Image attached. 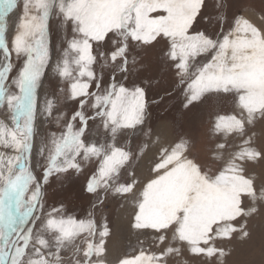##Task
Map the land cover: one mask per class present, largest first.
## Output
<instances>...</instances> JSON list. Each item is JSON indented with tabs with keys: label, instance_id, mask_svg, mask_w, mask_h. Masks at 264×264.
Instances as JSON below:
<instances>
[{
	"label": "snow or ice",
	"instance_id": "6c2138e0",
	"mask_svg": "<svg viewBox=\"0 0 264 264\" xmlns=\"http://www.w3.org/2000/svg\"><path fill=\"white\" fill-rule=\"evenodd\" d=\"M207 6V0H0V264H108L107 224L97 241L91 212L85 219L65 216L62 205L49 209L45 199L53 177L80 174L93 160L99 164L86 190L96 196L94 207L103 204L100 189L105 197H131V228L162 246L159 254L141 248L118 264H167L180 254L177 243L206 264H224L228 253L221 245L250 236L249 219L264 208V174L251 171L264 163V144L255 134L227 159L229 145L217 142L209 149L211 162L191 155L189 140L164 143L151 129L135 149L128 139L117 144L146 120L144 89L125 87L118 74L129 71L130 53L157 45L181 82L191 79L185 109L205 99L233 106V114L216 115L214 134L243 138L264 121V15L229 16L231 0H216L214 16ZM18 8L10 32L9 17ZM53 20L65 38L69 28L72 33L55 60ZM49 69L51 78L69 81L66 99L76 106L70 116L47 91L41 100ZM152 148L141 177L136 167ZM220 161L213 172L212 162Z\"/></svg>",
	"mask_w": 264,
	"mask_h": 264
},
{
	"label": "rangeland",
	"instance_id": "374dc122",
	"mask_svg": "<svg viewBox=\"0 0 264 264\" xmlns=\"http://www.w3.org/2000/svg\"><path fill=\"white\" fill-rule=\"evenodd\" d=\"M216 0H207L206 13L215 15L214 3ZM264 9V0H231V6L227 10L228 15H255L258 18L264 15L261 10ZM254 10V11H253ZM20 15L19 8L11 19V25L15 28ZM58 21L50 22L49 45L53 60L57 59L65 48L68 47L67 39L72 36L71 29H68L67 37L56 27ZM166 49L163 45H157L155 48L146 51H134L129 54V71L126 74H118V79L125 87L132 89L134 87L143 88L146 101V120L143 129L138 128L134 133L130 130L128 134L121 135L117 144L124 145L126 139L131 141L133 149L144 139V132L151 129L153 139L158 134L164 143H170L183 137L191 142V155L201 160L210 159V148H214L217 142H226L229 145L225 153L227 159L228 152L238 151L243 145V139L254 135L258 144H264V121H258L254 126H249L247 135L243 138L235 134L227 138L223 134H214L212 131L213 122L217 114H233V106L227 102H214L212 99H205L203 103H197L190 109L183 107L185 103V90L190 77H185L183 83L181 77L173 62L168 60L164 53ZM136 57V63L132 64V56ZM200 59H203L201 57ZM94 70L100 74L99 65H94ZM111 70H105V79L110 76ZM50 69L46 71L44 84L40 89L41 100L44 92L47 91L50 97L57 100L59 110L66 113V116L72 114L76 107L70 101H67V90L69 81L61 82L59 78L50 77ZM75 74V73H74ZM63 88L64 96L58 94V89ZM91 91H97L93 85ZM63 100V103L61 101ZM91 113V109H87ZM51 131L60 132L61 128L54 125L42 124ZM101 134L103 131L101 130ZM95 139L99 142L100 135ZM155 148H152L147 155L138 162L136 167L137 175L144 177L148 174V162L152 158ZM223 161L212 162L213 172L221 167ZM99 161L93 160L83 165V172L80 174L69 173L58 181L53 177L51 184L46 190L47 207H64V215L74 216L77 219L89 218L96 225L97 235L95 239L99 240V232L107 224L109 235L105 237L106 253L105 258L108 264H118V261L126 256H134L139 250L147 253L159 254L161 247H158L147 235L131 228V219L134 208L131 197L123 199L118 196L108 194L105 197L103 189H100V195L103 199L102 205H96V196L86 190V181L97 170ZM251 171L258 177L264 174V163H257L251 167ZM122 175H124L122 173ZM248 229L250 236L245 240L234 239L230 243H225L224 247L228 253L224 257V264H264V208H261L259 214L249 219ZM171 241V234H169ZM179 255H172L167 258V264H206V258L196 257L188 249L181 245ZM215 264H220L219 260Z\"/></svg>",
	"mask_w": 264,
	"mask_h": 264
},
{
	"label": "bare ground",
	"instance_id": "6f19581e",
	"mask_svg": "<svg viewBox=\"0 0 264 264\" xmlns=\"http://www.w3.org/2000/svg\"><path fill=\"white\" fill-rule=\"evenodd\" d=\"M20 11V10H19ZM14 17V13L10 15L9 17V23H10V32L14 30V27L11 25V19Z\"/></svg>",
	"mask_w": 264,
	"mask_h": 264
}]
</instances>
